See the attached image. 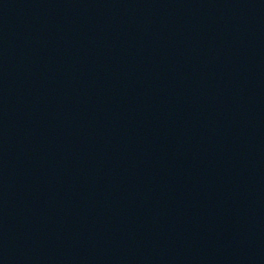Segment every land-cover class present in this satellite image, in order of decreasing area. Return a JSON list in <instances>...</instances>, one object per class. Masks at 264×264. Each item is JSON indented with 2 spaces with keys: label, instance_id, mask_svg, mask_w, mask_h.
<instances>
[{
  "label": "water",
  "instance_id": "obj_1",
  "mask_svg": "<svg viewBox=\"0 0 264 264\" xmlns=\"http://www.w3.org/2000/svg\"><path fill=\"white\" fill-rule=\"evenodd\" d=\"M0 264H264V0H0Z\"/></svg>",
  "mask_w": 264,
  "mask_h": 264
}]
</instances>
